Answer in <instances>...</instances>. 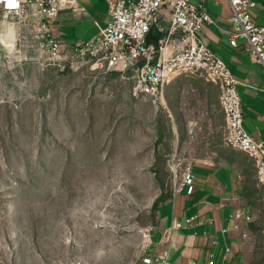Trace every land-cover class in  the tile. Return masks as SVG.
Segmentation results:
<instances>
[{"label": "rangeland", "instance_id": "374dc122", "mask_svg": "<svg viewBox=\"0 0 264 264\" xmlns=\"http://www.w3.org/2000/svg\"><path fill=\"white\" fill-rule=\"evenodd\" d=\"M26 21L0 10V264H137L159 205L218 143H176L181 85L167 105L130 71L54 61ZM250 200L245 262L264 264V186Z\"/></svg>", "mask_w": 264, "mask_h": 264}, {"label": "built area", "instance_id": "2783aa9c", "mask_svg": "<svg viewBox=\"0 0 264 264\" xmlns=\"http://www.w3.org/2000/svg\"><path fill=\"white\" fill-rule=\"evenodd\" d=\"M82 1L0 0V10L6 19H26L40 48L50 59L130 71L138 89L147 97L163 98L164 88L179 76L198 77L216 85L225 118V144L254 162L257 180L264 184V142L255 140L244 126L243 103L238 91L241 83L203 41L205 27L215 24L207 8L210 0H108L110 20L106 26L94 22L98 29L94 38L62 41L53 34L52 26L63 12L85 15ZM227 3L231 25L229 45L243 49L252 61L264 67V27L257 24L254 15L258 5L253 0H227ZM153 29L162 34L157 43L148 41ZM193 182L189 166L173 198L185 189L191 194ZM230 219L237 231L252 222L251 215L243 211L234 213ZM195 220L194 217L187 222ZM179 228L181 225L177 223L168 229L167 243ZM247 237V233L242 234V238ZM170 249L171 246L159 254L146 256L143 264H167ZM207 264H233L231 248L225 246L218 261L210 254Z\"/></svg>", "mask_w": 264, "mask_h": 264}, {"label": "crops", "instance_id": "0c3cea01", "mask_svg": "<svg viewBox=\"0 0 264 264\" xmlns=\"http://www.w3.org/2000/svg\"><path fill=\"white\" fill-rule=\"evenodd\" d=\"M253 1L258 5L254 11L257 24L264 27V0ZM82 5L85 15L63 12L57 18L52 26L56 37L65 42L88 41L98 33L94 22L107 25L110 20L108 0H83ZM207 8L215 24L205 27L203 41L225 61L241 83L238 91L243 103L244 126L255 140L264 142V67L252 61L243 49L229 45L231 25L227 0H210ZM175 85L182 86L175 114L183 117L176 123V143H218V148L208 149L194 160L191 194L185 189L159 205L148 238L147 256L159 254L171 246L167 264H207L210 254L220 260L227 246L232 250L233 264H246L250 228L258 221V209L250 199L255 187L264 184L254 181L250 185L251 177L257 179L254 162L225 144V118L219 103V88L202 78L179 76L164 88V92ZM166 96L164 94V102L168 105ZM232 153L241 161L232 157ZM239 211L249 213L252 218L241 231L233 228L234 222L230 219ZM194 217L196 220L189 224L187 221ZM177 223L181 228L173 231L170 245L166 242V234ZM243 233L248 237L242 238ZM137 264H143V260Z\"/></svg>", "mask_w": 264, "mask_h": 264}, {"label": "trees", "instance_id": "16d2710c", "mask_svg": "<svg viewBox=\"0 0 264 264\" xmlns=\"http://www.w3.org/2000/svg\"><path fill=\"white\" fill-rule=\"evenodd\" d=\"M162 37V34L157 30L153 29L149 35V42L157 43L159 39Z\"/></svg>", "mask_w": 264, "mask_h": 264}]
</instances>
